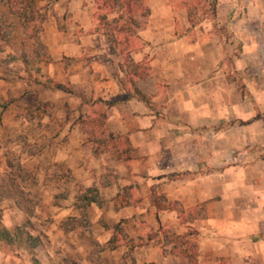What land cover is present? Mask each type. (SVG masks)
<instances>
[{"label": "crops", "instance_id": "obj_1", "mask_svg": "<svg viewBox=\"0 0 264 264\" xmlns=\"http://www.w3.org/2000/svg\"><path fill=\"white\" fill-rule=\"evenodd\" d=\"M54 4L65 25L44 40L31 91L42 126L30 139L51 147L50 193L58 165L65 187L93 188L95 233L58 226L80 216L69 192L46 206L37 264H264V0H217L212 19L235 39L224 45L186 40L198 25L182 26L169 0H146L142 55L128 50L135 67L145 58L137 74L95 29V0ZM15 108L3 111L2 141L21 131ZM93 145L108 152L87 163Z\"/></svg>", "mask_w": 264, "mask_h": 264}, {"label": "rangeland", "instance_id": "obj_2", "mask_svg": "<svg viewBox=\"0 0 264 264\" xmlns=\"http://www.w3.org/2000/svg\"><path fill=\"white\" fill-rule=\"evenodd\" d=\"M56 1L58 0H0V127L3 124V111L13 110L14 106L15 118L21 127L20 133L14 135L15 140H0V227L13 233L15 227L20 226L32 236H39L38 232L43 235L41 231L52 222V219H49L50 209L46 206L59 207L69 192L74 194L75 191L74 196L80 202V216L77 220L64 217L58 226L65 235L69 234L67 231L91 235L95 230L89 222L88 216L91 211L87 209L89 205L87 199H97L93 188L65 187V183L70 181V175L62 173L61 166L58 165L55 169L61 173L53 181L56 187L54 193H50L47 185L51 180L47 177L49 165L46 158H51L49 156L52 152L51 147L47 145L45 138L34 143L30 139L36 135L30 132L31 128L42 126L39 120L37 122L34 120L37 115L33 112L36 113L41 108L35 105L31 91L37 85V76L42 69L40 63L47 58L44 40L49 37L51 28H62L65 25L55 7ZM116 1H95L93 14L95 29L113 46L117 54L125 56L121 55V58H124L122 63L125 69L137 74L146 68L143 65L146 63L145 58L140 67H135L129 63L131 55L128 54L130 53L128 50H132L133 54L142 55L144 43L138 35L133 36L132 32L137 33L145 24L142 15L145 14L146 0ZM169 1L175 11L186 13L182 26H185L186 22L191 26L198 25L196 31L187 34L186 40L214 42L220 45L235 42V39H232L233 35L228 34L225 29V25L212 19L214 13L221 10L217 7V0ZM101 17H104L105 21H102ZM131 18L139 25L137 28L133 29L131 26ZM119 27L126 28L127 32L124 35L118 34ZM202 61V65H205V60ZM220 64L221 62L218 65ZM226 69L229 70L230 76L237 74L230 57L228 64L225 61L224 70ZM47 82H51V79H45L43 85ZM41 137H45V133H42ZM107 150L108 147L104 145L87 147L85 149L87 163L90 158ZM9 194L14 195L8 197ZM83 197L84 200H80ZM25 211L29 212L28 216ZM33 214L39 216L38 222L30 220ZM4 221L8 224L7 227L3 226ZM44 238L42 237V240ZM42 245L48 246V242L43 240ZM38 249L29 252L24 234L12 244L0 241V264H37L35 256L38 255Z\"/></svg>", "mask_w": 264, "mask_h": 264}, {"label": "trees", "instance_id": "obj_3", "mask_svg": "<svg viewBox=\"0 0 264 264\" xmlns=\"http://www.w3.org/2000/svg\"><path fill=\"white\" fill-rule=\"evenodd\" d=\"M95 1H100V0H95ZM105 1H109V0H105ZM144 11H145V14L142 15L143 24L145 23L146 17H147V14H148V10H147L146 7H144ZM101 20L102 21H105V18L104 17H101ZM130 21H131V26L133 27V29H134V27L137 28L139 26L138 24H136L134 22L133 18H131ZM126 26H127V24L124 27H126ZM124 27H119L117 29L118 34L124 35L125 32H127V29L124 28ZM132 34H133V36H136V33H133L132 32ZM54 87L56 89L63 90L65 92L68 91V89H66L64 86H62L60 84H57V83L54 84ZM87 191L89 192V190H87ZM13 195L14 194H9L8 197H13ZM157 198L158 197H155V199H157ZM95 199L96 198H91V199L88 198L87 200H88V203H90V202H96ZM80 200H84V197L83 198H80ZM155 206L157 208H159L158 203H157L156 200H155ZM28 213L29 212H26L27 216H28ZM22 234L25 235V240L28 242L29 252L32 253L37 247H39L41 245V240H40V238L38 236H32V235H30L29 233L23 231V228H21L20 226L15 227L13 233H11L9 230H7V229H5L3 227H0V241H3L5 243H7V244H12L13 242L18 241L20 239V237H21ZM193 257H194V255L187 256V259H188L187 261H188L189 264H194V258Z\"/></svg>", "mask_w": 264, "mask_h": 264}]
</instances>
